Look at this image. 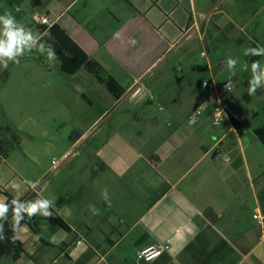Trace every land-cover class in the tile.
<instances>
[{"label": "crops", "instance_id": "obj_1", "mask_svg": "<svg viewBox=\"0 0 264 264\" xmlns=\"http://www.w3.org/2000/svg\"><path fill=\"white\" fill-rule=\"evenodd\" d=\"M28 2L29 13L20 3L7 6L32 30L41 32L35 20L40 15H47L52 25L60 24L126 90L119 99L112 96L110 107L97 93L80 91L88 106L79 115L80 122L87 131L78 133L72 148L78 150L89 141V131L112 116L113 105L124 106L128 113L140 105L150 109L156 100L160 115L144 120L148 128L155 127L149 134L129 130L141 120L139 115L115 120L91 156L95 179H80L70 197H65L62 186L54 185L47 197L46 186L37 189L30 185L16 162H11L14 151L6 158L0 155V202H7L4 192H8L16 199L29 196L26 205L38 197L49 199L53 205L49 209L51 217L37 213L31 225L18 229L25 254L17 260L4 257L0 264H264V244L254 218L257 212L264 215V144L255 133V129L264 127V103L263 110H256L235 106L232 97L223 100V83L211 71L212 79L204 83L216 82L220 92L202 85L208 93L189 113L184 126L172 112L186 109L199 93L190 88L186 97H179L171 72H154L165 61L174 69L173 63L183 58L173 56L176 47L196 37L203 46L205 40L210 45L218 33L227 39L243 34L263 53L260 57L249 53L245 59L260 63L263 39L247 29L264 12V0ZM208 23L218 28L210 40ZM43 35L41 32L37 40ZM261 76L264 85V69ZM92 85L85 83L88 88ZM257 97L264 101V90ZM220 99L233 120L214 126L213 111ZM198 108L202 115L192 125L189 116ZM22 143L20 139L19 146ZM74 157L83 159L80 171L85 172L90 160H84L82 150ZM69 159L56 170L53 165L51 171L47 170L59 174ZM18 176L26 185L17 182V187H10ZM60 198H65L64 203L60 204ZM208 209L217 214L213 222L205 215ZM57 216L69 224L71 231L50 221ZM79 240L83 243L78 244ZM149 246L169 249L151 262L137 260V252Z\"/></svg>", "mask_w": 264, "mask_h": 264}, {"label": "rangeland", "instance_id": "obj_2", "mask_svg": "<svg viewBox=\"0 0 264 264\" xmlns=\"http://www.w3.org/2000/svg\"><path fill=\"white\" fill-rule=\"evenodd\" d=\"M16 3H20L24 11L30 12L28 0H0V15L10 12L18 22L22 23L19 21V14L14 13L7 6ZM73 11L77 10L74 9ZM25 22L30 23V20L26 18ZM208 28L210 33L207 40H210V37L218 32V28L213 23H208ZM257 28L259 31L256 30ZM32 31L34 32L36 47L25 48L21 55L15 57L20 62L19 64H15L8 57L0 58V136L8 140L12 137L23 140L20 146L15 142L11 143L15 146L11 150L14 151L11 154V162H16L15 165L21 169L22 176L29 181L30 185L34 184L37 189L46 186L45 194L47 197L52 194L50 186H62L65 197H70L74 186L80 179H87V182L95 179L93 175L96 166L91 156L96 146L99 145L100 139L103 136L106 137L107 133L110 132L115 120L123 115L130 116V118L139 115L141 120L129 130L131 132L140 130L147 134L155 127L148 128L145 126L144 120L154 119L160 115L158 102L154 100V106L150 109L146 110L144 105H140L128 113L124 110V106L119 108L115 105L111 106L110 113L112 116L100 120L96 127L89 131L88 136L91 137L89 141L78 150L72 148L73 140L78 133L87 131V128L82 126L80 122L79 115H82L88 108L80 97V91H86L88 95L91 92L97 93L100 100L108 104L109 107L114 99L107 89L98 83L96 76L85 69H81L76 76L62 73L59 70V61L56 55L52 52L49 55L40 40H37L41 32L37 29ZM247 31L249 33L256 32L264 43V12L259 13L255 20L253 19ZM216 36L218 37L210 40V45H206L207 41L205 40V46H203L198 37L183 43L176 47L177 51L172 53L177 60L183 57L179 60L180 62L173 63L174 69L171 66L168 68V62L165 61L154 71L156 74L167 70L171 72L173 88L177 90L179 97H186L190 88H195L199 93L195 101L187 104L186 109L172 112L176 115L177 120L183 121L184 126H186L185 121L189 113L202 104L208 93L207 90L209 89H203L202 85L204 81L212 79L211 71L215 73L217 81L223 83V87L229 78L235 86L230 92L224 87L221 91L223 100L232 97L237 107L256 110H263L264 108L262 106L264 101L257 97L264 90L263 77L261 76L264 69V55L261 62L256 64L255 69L252 67L254 62L245 59L249 53L263 54L261 50L250 43L243 34L238 38L231 39L225 38L223 33H218ZM228 59L236 60L232 69L235 72L234 76L228 69ZM3 71L5 74L1 76ZM254 76L261 77L260 86L256 88L255 95H248L249 82ZM160 81L162 83L163 80ZM168 81H170V77ZM86 82L89 84L93 82L91 88L85 86ZM168 84L172 85L170 82H167L166 85ZM250 103H252L251 106ZM145 114L148 116L142 118ZM133 122H136L135 119ZM98 132L100 136L97 137ZM79 150H82L84 160H90L85 172L80 171L83 159L74 157L75 152ZM69 152L74 153L66 165L61 168V173H50L52 160L60 161L63 154ZM47 176L48 178L44 180ZM39 178L40 180L36 183L35 181ZM96 179L100 181L101 176ZM16 180L10 183V187L17 182L21 183V186L26 185L20 176Z\"/></svg>", "mask_w": 264, "mask_h": 264}, {"label": "trees", "instance_id": "obj_3", "mask_svg": "<svg viewBox=\"0 0 264 264\" xmlns=\"http://www.w3.org/2000/svg\"><path fill=\"white\" fill-rule=\"evenodd\" d=\"M41 32L44 33L43 37L40 39V43L46 48V52H52L56 55L59 61V70L62 73L68 75H74L81 69H85L87 72L92 73L96 76L99 83L105 86L108 92L114 96L116 99L121 98L125 93V88L118 82V80L109 74L105 67L99 63L97 60L90 57V55L71 37V35L65 30L60 24L55 23L50 27L41 25L39 28ZM260 57L261 54H258ZM253 62V59H250ZM228 109V107L226 106ZM230 121L233 118L229 115ZM255 133L264 144V127H259L255 129ZM15 142L19 145V140L17 137H12L11 140H4L0 137V155L4 158L8 157L11 150L14 149ZM7 197L8 211L3 217H0V261L4 257H10L14 260L19 259L23 254H25V247L22 241L17 236V231L20 226L27 224L31 225L36 219V215L32 218H28L26 212H21L19 220V225L17 230L13 231V220L12 214L14 213V208L18 207L19 204L26 205V201L29 198L22 197L17 200V205H12L11 200L14 198L8 192H4ZM65 198H60V204L64 203ZM207 218L213 222L217 218V214L212 210L208 209L205 212ZM50 221L67 231H71L69 224L64 221L61 217H53Z\"/></svg>", "mask_w": 264, "mask_h": 264}, {"label": "clouds", "instance_id": "obj_4", "mask_svg": "<svg viewBox=\"0 0 264 264\" xmlns=\"http://www.w3.org/2000/svg\"><path fill=\"white\" fill-rule=\"evenodd\" d=\"M0 25H2V28H0V37H2L0 38V58L8 57L9 59H12L15 64H19L20 62L16 60L15 57L21 55L25 48L32 49L36 47L34 32L32 29L18 22L15 16H13L10 12H5L3 15H0ZM131 43L135 45L136 41L133 40ZM49 55H51V52H49ZM235 64V59H228L227 66L232 76L235 75V72L232 71ZM256 66L257 65L254 63L252 65L253 69H255ZM5 67H7V64H5ZM260 80V76L253 77V79L249 82L250 86L248 87V95L256 94V88L260 86ZM224 87L227 91H231L233 87L231 78L227 80V83H225ZM13 187L17 186L14 184ZM11 204L17 205V200L15 197L11 200ZM52 206V201L41 197L29 202L27 206L24 204H19L18 207L14 208V215L12 218L13 231L15 232L17 230L19 220L21 219V212H26L28 218H32L37 213L47 218L52 216V211H49ZM7 211L8 203L0 202V217H3ZM94 214L99 213L96 212ZM0 239H3V237L0 236Z\"/></svg>", "mask_w": 264, "mask_h": 264}, {"label": "built area", "instance_id": "obj_5", "mask_svg": "<svg viewBox=\"0 0 264 264\" xmlns=\"http://www.w3.org/2000/svg\"><path fill=\"white\" fill-rule=\"evenodd\" d=\"M35 20L40 25H44V26H48V27L52 26V23L50 22V19L47 15L36 16ZM203 85L205 87H209L210 89L214 90L215 92H220V89H221V86L218 85L214 81L205 82ZM233 88H234V86L232 87L231 90H233ZM201 115H202V110L200 108L195 110L189 116L190 124H192V125L197 124L200 120ZM212 122H213L214 126H223V125H226L230 122L228 109L226 108L225 102L222 99H220L216 103V106H215L214 111H213ZM73 153L74 152H69V153L64 154L61 157L60 161L53 160L52 161L53 169L56 170L57 168H59L61 163L68 160ZM254 218L259 225V228L261 231V241L264 244V215L257 212L254 215ZM77 243L82 244L83 242L81 240H79ZM167 249H169L168 246H166L164 248L154 247V246L145 247V248H143L137 252V260L142 261V262H151L154 259L160 257L164 253V251Z\"/></svg>", "mask_w": 264, "mask_h": 264}]
</instances>
